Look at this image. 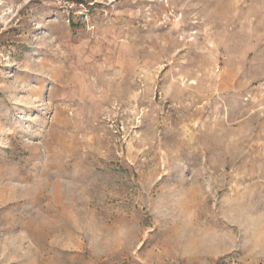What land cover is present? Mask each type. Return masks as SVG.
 <instances>
[{
	"label": "rangeland",
	"instance_id": "rangeland-1",
	"mask_svg": "<svg viewBox=\"0 0 264 264\" xmlns=\"http://www.w3.org/2000/svg\"><path fill=\"white\" fill-rule=\"evenodd\" d=\"M0 264H264V0H0Z\"/></svg>",
	"mask_w": 264,
	"mask_h": 264
},
{
	"label": "built area",
	"instance_id": "built-area-1",
	"mask_svg": "<svg viewBox=\"0 0 264 264\" xmlns=\"http://www.w3.org/2000/svg\"><path fill=\"white\" fill-rule=\"evenodd\" d=\"M59 2V1H58Z\"/></svg>",
	"mask_w": 264,
	"mask_h": 264
}]
</instances>
